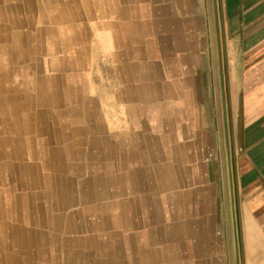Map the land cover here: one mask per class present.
<instances>
[{"label": "crops", "instance_id": "crops-1", "mask_svg": "<svg viewBox=\"0 0 264 264\" xmlns=\"http://www.w3.org/2000/svg\"><path fill=\"white\" fill-rule=\"evenodd\" d=\"M165 1L0 0V189L27 197L36 224L64 191L73 229L64 248L52 231L29 239L50 248L26 249L21 232L0 240V264H264V0H221V75L205 69L199 16ZM217 87L235 176L234 263L231 248L216 257L207 247ZM106 222L114 248L100 247L107 231L86 228Z\"/></svg>", "mask_w": 264, "mask_h": 264}, {"label": "rangeland", "instance_id": "rangeland-1", "mask_svg": "<svg viewBox=\"0 0 264 264\" xmlns=\"http://www.w3.org/2000/svg\"><path fill=\"white\" fill-rule=\"evenodd\" d=\"M181 1H183V10L189 12L191 14L189 15L192 17L196 15L200 18V30L202 31L200 43H202L201 47L204 46L202 54L206 60L204 63L206 69L211 63L215 67V73L221 75L222 57L218 53L222 54V49L217 47V40L221 39L220 33L218 37V29H221V0H191L192 4H184V0ZM163 3L167 7L176 6L173 4H176L175 0ZM191 10H194V12H191ZM183 18H188V16H184ZM185 29L187 30L188 28ZM211 29H213V32ZM212 43L213 48H209L211 53L208 54V44L211 46ZM209 57L211 58L208 59ZM220 83L222 84L221 76ZM208 95L210 120L213 116L216 137L214 145L212 147L208 146L210 147L208 157L204 161L208 165V168L206 167L204 175L214 187L213 196L217 206L212 209V213L210 214L216 219V227L213 233L214 239L208 242V246H206L215 250L216 257L219 256L218 252L223 254L227 250V253H229L228 249L231 248V261L234 263L235 237H237L238 231V224L234 221L233 213L234 204H236L234 197L235 176L230 175L228 171L229 164L226 158L227 145L223 127V96L221 87L215 89L214 95L210 93ZM226 99L228 98L226 97ZM201 202L202 206L205 205V201Z\"/></svg>", "mask_w": 264, "mask_h": 264}, {"label": "bare ground", "instance_id": "bare-ground-1", "mask_svg": "<svg viewBox=\"0 0 264 264\" xmlns=\"http://www.w3.org/2000/svg\"><path fill=\"white\" fill-rule=\"evenodd\" d=\"M172 12V11H171ZM166 16V15H164ZM156 17V16H155ZM197 17V16H196ZM159 19V18H158ZM169 19V18H168ZM118 20V19H117ZM161 20V19H160ZM198 20V19H197ZM159 21V20H158ZM189 21V20H188ZM192 21V20H191ZM90 23V22H89ZM169 23H170V19H169ZM163 27V26H162ZM161 28V27H160ZM172 28V27H171ZM183 30V29H182ZM201 31V30H200ZM175 35V34H174ZM181 35V34H179ZM184 36V35H183ZM185 37V36H184ZM167 39V38H166ZM166 41V40H165ZM163 42V41H162ZM168 42V41H167ZM196 42V41H195ZM104 43V42H103ZM106 43V42H105ZM103 45V44H102ZM111 47V45H110ZM180 47V46H179ZM54 48V47H53ZM87 49V48H86ZM109 49V48H108ZM107 49V50H108ZM167 49V48H166ZM198 49V48H197ZM89 50V48H88ZM168 51V50H167ZM174 51V50H173ZM184 51V49H183ZM54 52V51H53ZM182 52V51H181ZM63 53V52H62ZM113 53V52H111ZM52 55V54H51ZM180 55V54H179ZM59 57V56H58ZM57 59V58H56ZM187 60V59H186ZM58 62V61H57ZM180 63V62H179ZM41 64V63H40ZM60 65V64H59ZM63 65V64H62ZM41 67V66H40ZM189 67V66H188ZM61 68V67H60ZM64 69V68H63ZM206 69V68H205ZM60 70V69H59ZM70 70V68H69ZM37 71V70H36ZM168 71V70H165ZM44 72V71H43ZM76 72V71H75ZM187 72V71H186ZM37 73V72H36ZM81 73V72H80ZM77 74V73H76ZM188 74V73H187ZM54 75V73H53ZM67 77V76H66ZM85 79V78H84ZM56 80V79H55ZM86 81V80H85ZM70 83V82H69ZM90 84V83H89ZM72 85V84H71ZM87 85V82H86ZM54 86H56L54 84ZM79 88V87H78ZM32 89V88H31ZM51 89V88H50ZM55 89V88H54ZM77 90V89H76ZM200 90V89H199ZM56 91V90H55ZM200 93V92H199ZM202 93V92H201ZM31 94V93H30ZM65 94V93H64ZM186 94V93H185ZM49 96V94H48ZM201 96V95H200ZM29 98V97H28ZM87 98V97H86ZM85 98V100H86ZM201 98V97H200ZM49 100V99H48ZM53 100V99H52ZM204 100V99H203ZM54 103V102H53ZM200 104V103H199ZM51 105V104H50ZM14 106H16L14 104ZM28 106V104H27ZM59 106V105H58ZM9 107V105H8ZM53 108V106H52ZM59 108V107H56ZM82 108V107H81ZM200 108V107H199ZM55 109V108H54ZM78 109V108H77ZM82 110V109H81ZM80 110V111H81ZM63 111V110H62ZM82 112V111H81ZM80 112V113H81ZM94 112V111H93ZM79 113V112H78ZM85 113V112H84ZM105 113V112H104ZM70 114V113H69ZM101 115V114H100ZM107 115V114H106ZM105 115V116H106ZM109 115V114H108ZM111 115V114H110ZM109 115V116H110ZM18 118V117H17ZM84 118V117H83ZM86 118V117H85ZM98 118V115H97ZM114 118V117H113ZM112 118V119H113ZM75 120V119H74ZM81 120V119H80ZM105 120V118H104ZM107 120V119H106ZM71 121V119H70ZM66 122V121H65ZM87 122V121H86ZM105 122V121H104ZM80 124V123H79ZM74 125V124H73ZM76 125V124H75ZM103 125V124H102ZM70 126V124H69ZM72 126V125H71ZM112 126V125H111ZM114 126V125H113ZM77 127V126H76ZM89 129V128H88ZM68 130V129H67ZM69 136V135H68ZM7 140V139H6ZM38 140V139H37ZM36 144V142H35ZM30 145V144H29ZM107 145V144H106ZM38 146V145H37ZM7 147V146H6ZM32 147V150H34L33 145L31 144L30 148ZM12 148V147H11ZM67 149V148H66ZM48 151V154H53V152L49 151L48 148L46 149ZM87 150V149H86ZM72 155H74V152L71 151ZM103 153V152H102ZM106 154V153H105ZM29 156V155H28ZM53 156V155H52ZM23 157V156H22ZM74 157V156H73ZM29 159V158H28ZM37 161L38 158H37ZM110 162V161H109ZM39 163H37L38 165ZM87 164V163H86ZM47 163L42 165V166H38L37 167V172L38 170H48L47 169ZM51 168H53L51 166ZM102 168V167H101ZM8 169V168H7ZM54 170L57 171V168H53ZM87 169V168H86ZM110 169V168H109ZM63 170V168H62ZM113 170V169H112ZM1 172V171H0ZM61 172V170L59 171ZM65 175V174H64ZM41 176V175H40ZM101 177V176H100ZM51 178V177H50ZM12 179V178H11ZM67 179V178H66ZM82 179V178H80ZM79 179V180H80ZM49 180V179H48ZM46 181V179H38V183L40 185L44 184ZM56 181V180H55ZM80 182V181H79ZM65 183V180H64ZM72 184V183H71ZM65 185V184H64ZM74 187V186H73ZM47 188V185L45 186V189ZM61 188V187H60ZM100 188V187H99ZM75 189V188H74ZM51 190V186L49 188L46 189V192H48V194L50 193L49 191ZM61 190V189H60ZM76 190V189H75ZM74 190V191H75ZM29 191V190H28ZM56 191V190H55ZM66 191V190H65ZM81 191V190H80ZM73 192V190L71 191V193ZM76 192V191H75ZM81 193V192H80ZM43 194V192H42ZM91 194V193H90ZM36 195V194H35ZM85 195V194H84ZM41 196V194L39 195V197ZM43 196V195H42ZM41 196V197H42ZM58 199L55 203L54 206V210L56 212H48L49 213V220H45L42 223L38 222L37 224L32 222L30 216H35L36 214L39 215V210L37 209V212L35 213H31L30 209H28L27 205H29L26 201H27V197H24L23 194L19 193L18 191H16L14 189V187L7 189V190H1L0 189V240L1 241H8V237L14 235L17 232H21V234L23 236H25L26 241L25 244L23 245V247L27 248H37V249H41L43 247L46 248H50L53 247L51 244L50 239L48 240V243H46L44 246L39 245V244H32L29 243V239L31 238H48L50 235L48 234L49 232L52 231L53 235L55 234L57 237L61 238L60 243H61V247H69L72 246L69 244V241L65 240V234L66 233H72L71 231L73 230L71 228V223H70V214L67 211V207L66 205L69 202L68 196L67 194L62 191L59 192L57 194ZM82 196V195H81ZM175 196V195H174ZM75 197V196H74ZM72 198V197H71ZM171 199V198H170ZM33 200V199H32ZM44 200V199H43ZM49 200V199H48ZM52 200V199H51ZM172 201V200H170ZM71 202V201H70ZM83 202V201H82ZM36 203V202H35ZM78 203V202H77ZM75 204V203H74ZM72 205V204H71ZM88 205V204H86ZM85 205V206H86ZM90 205V204H89ZM101 205V204H100ZM76 206V205H75ZM46 208V207H45ZM71 208V207H70ZM28 209V210H27ZM82 209V208H81ZM118 210V209H117ZM85 212V210H84ZM80 213V212H79ZM88 213V211H87ZM119 213V212H118ZM89 214V213H88ZM120 214V213H119ZM102 215V214H101ZM114 216V215H113ZM121 216V215H119ZM34 218V217H33ZM87 218V217H86ZM136 218V217H135ZM35 219V218H34ZM115 219V218H114ZM115 221V220H114ZM125 222V221H124ZM85 224V223H84ZM89 224V223H88ZM114 226V224H110V223H105L104 225L102 223L98 224V223H92L89 225H86V228L90 231L94 230V231H98L99 229H102V231H107V237L106 240H104L100 247L103 248H114V235H112V230L111 228ZM79 227V226H78ZM133 227V225H132ZM114 228V227H113ZM109 230V231H108ZM76 231V230H74ZM89 231V232H90ZM127 231V230H126ZM79 233V232H78ZM81 233V232H80ZM82 235V234H81ZM20 236V235H19ZM103 236V234H102ZM92 237V236H90ZM96 237V236H95ZM58 238V239H59ZM21 239V238H20ZM73 239V238H72ZM79 240V239H78ZM98 240V239H97ZM21 241V240H20ZM74 241V239H73ZM72 241V242H73ZM96 241V240H95ZM91 242V241H90ZM9 243V242H8ZM74 243V242H73ZM84 243V241L81 243V245ZM55 245V244H54ZM75 245V243L73 244ZM88 245V244H87ZM92 245V244H91ZM64 246V247H63ZM96 246V245H95ZM58 246L56 245V248ZM76 247V246H75ZM22 248V247H21ZM77 248V247H76ZM84 248V247H83ZM10 249V247H9ZM70 249V248H69ZM3 250V249H2ZM80 250V249H79ZM9 252V251H7ZM50 252V251H49ZM19 264V263H18Z\"/></svg>", "mask_w": 264, "mask_h": 264}]
</instances>
